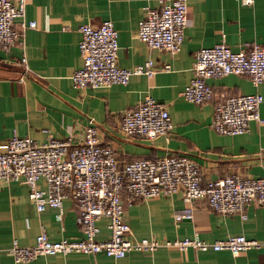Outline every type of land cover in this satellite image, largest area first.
<instances>
[{
  "label": "crops",
  "instance_id": "0c3cea01",
  "mask_svg": "<svg viewBox=\"0 0 264 264\" xmlns=\"http://www.w3.org/2000/svg\"><path fill=\"white\" fill-rule=\"evenodd\" d=\"M172 0H27L26 14L15 21H36L26 28L21 41L9 51L0 49V141L14 135L44 143L50 137L65 140L70 135L80 143L84 129L93 118L100 141L111 146L121 168L134 159H157L169 154L189 156L201 167L203 181L226 175L242 178L264 177V101L262 123L251 122L241 135H221L212 128L214 102L199 105L188 102L183 91L194 78L195 55L201 48L226 41L233 51L249 45L264 46V0H187L188 26L184 44L176 56L150 49L137 36L138 24L147 8L159 9ZM112 21L118 33L120 68L133 69L152 60L159 71L152 77L134 75L127 85L80 90L72 75L82 67L79 27H99ZM26 59L28 70L22 59ZM169 65L170 70L164 67ZM207 83L220 96L250 95L259 91L244 75L209 79ZM151 97L166 105L173 128L167 136L154 140L126 137L120 130L126 111ZM39 185L45 187L44 180ZM126 222L135 239L176 240L196 234L209 244L244 235L264 243V205L253 203L247 218L224 216L209 208L206 200L193 208L182 194L157 196L126 207ZM64 220L57 211L38 212L29 198V187L20 182H0V264H16L9 252L15 240L31 246L44 228L50 240L81 239L78 209L70 198L64 200ZM191 219L176 221V215ZM98 240L109 239L108 220L97 221ZM20 264H264V246L233 255L230 251L160 249L153 253L132 252L123 259L105 255L71 253L40 257Z\"/></svg>",
  "mask_w": 264,
  "mask_h": 264
},
{
  "label": "built area",
  "instance_id": "2783aa9c",
  "mask_svg": "<svg viewBox=\"0 0 264 264\" xmlns=\"http://www.w3.org/2000/svg\"><path fill=\"white\" fill-rule=\"evenodd\" d=\"M253 0H244L245 4ZM27 0H0V49L9 51L18 44L26 28H36V21H15L26 14ZM187 0L162 3L159 9L147 8L138 24L137 36L150 49L176 56L184 44L188 26ZM79 50L82 67L72 75L75 88L94 89L114 84L127 85L134 75L152 77L159 70L153 61L133 69L120 68L118 33L112 21L99 27L84 24L79 27ZM194 78L183 91L184 98L193 104L214 102L212 128L221 135H241L250 131L252 121L262 123L263 95L220 96L207 83L230 75L247 76L258 88L264 83V46L249 45L240 51L230 49L226 41L213 47L201 48L195 55ZM28 70L26 59H22ZM165 71L170 66L164 67ZM173 128L166 105L151 97L135 105L122 117L120 130L126 137L154 140L167 136ZM44 180L45 187L39 185ZM0 182L24 183L29 198L38 212L47 208L57 211L56 220H64V200L70 198L78 209L77 224L81 239L50 240L43 228L31 246H21L15 240L9 248L16 264L29 263L40 257L71 253L105 255L123 259L132 252L153 253L160 249L185 251L227 250L233 255L260 248L264 243L237 235L209 244L199 235L176 240L155 238L135 239L126 222V207L160 195L182 194L191 204L206 200L209 208L224 216L239 214L247 218V208L253 203L264 205V177L246 179L226 175L218 180L203 181L200 165L189 156L169 154L157 159H134L120 167L115 150L100 141V131L93 118L84 129L81 142L74 143L70 135L65 140L50 137L44 143L12 136L0 141ZM108 220L110 237L98 240L97 221ZM191 219V214L176 215V221Z\"/></svg>",
  "mask_w": 264,
  "mask_h": 264
},
{
  "label": "bare ground",
  "instance_id": "6f19581e",
  "mask_svg": "<svg viewBox=\"0 0 264 264\" xmlns=\"http://www.w3.org/2000/svg\"><path fill=\"white\" fill-rule=\"evenodd\" d=\"M178 194H180V193H178ZM178 194H176V195H178ZM176 195H174V196H176ZM168 197H173V196H168ZM185 202V201H184ZM186 203V202H185ZM188 204V203H187ZM190 206H191V204H189Z\"/></svg>",
  "mask_w": 264,
  "mask_h": 264
}]
</instances>
